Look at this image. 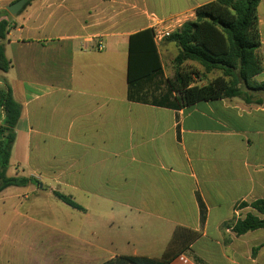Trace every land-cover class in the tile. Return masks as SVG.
Listing matches in <instances>:
<instances>
[{
	"label": "crops",
	"instance_id": "crops-1",
	"mask_svg": "<svg viewBox=\"0 0 264 264\" xmlns=\"http://www.w3.org/2000/svg\"><path fill=\"white\" fill-rule=\"evenodd\" d=\"M212 1L33 0L1 16L11 68L0 85L22 106L9 170L29 169L35 182L0 192V264L160 259L178 228L201 236L170 264H240L236 244L219 238L259 236H237L233 226L255 212L240 204L264 200V93L254 95L259 104L223 98L180 110L127 97L130 36L169 19L193 21ZM260 7L264 0L257 83ZM55 190L85 213L54 212ZM76 194L100 210L91 213Z\"/></svg>",
	"mask_w": 264,
	"mask_h": 264
},
{
	"label": "trees",
	"instance_id": "trees-1",
	"mask_svg": "<svg viewBox=\"0 0 264 264\" xmlns=\"http://www.w3.org/2000/svg\"><path fill=\"white\" fill-rule=\"evenodd\" d=\"M32 1L28 0L23 10ZM260 3L261 0H215L198 7L195 20L185 22L167 38L179 48L175 58L178 70L173 80L165 78L153 29L132 34L129 38L128 100L174 110L187 108L200 101L223 98H238L247 104L263 103L261 100L254 101L255 94L264 93V82H254V78L263 71L258 53L261 46ZM4 14L10 16L7 11ZM8 27V21H0V41L6 39ZM186 62L197 63L207 73L219 72L220 76L208 85H196L190 74L180 70ZM10 68L5 46L0 43V71L6 73ZM21 116L22 106L15 100L10 86L1 84L0 192L11 187H26L35 182L34 178L8 176L16 128ZM54 196L72 209L85 211L71 196L58 191H54ZM244 207H251L255 212L247 213L244 219L235 223L233 232L237 236L264 229V200L240 204V208ZM200 209L201 223L204 224L205 206L201 201ZM200 236L199 232L178 228L160 259H126L133 264H170Z\"/></svg>",
	"mask_w": 264,
	"mask_h": 264
},
{
	"label": "rangeland",
	"instance_id": "rangeland-1",
	"mask_svg": "<svg viewBox=\"0 0 264 264\" xmlns=\"http://www.w3.org/2000/svg\"><path fill=\"white\" fill-rule=\"evenodd\" d=\"M16 0L10 1H0V18L3 16L4 12L7 11L6 7L15 3ZM262 6V5H261ZM10 15V14H9ZM11 17V15L9 16ZM260 17L264 18V9L260 7ZM262 31L263 28H262ZM159 48L162 51V58L164 62V75L167 80H173L175 74L178 70V66L175 62V58L179 53V48L172 42H169L167 39L163 40L159 44ZM183 72L190 74L191 79L193 80L194 84L199 86L208 85L210 81L220 76L219 72H211L207 73L203 68H201L197 63L193 62H186L181 69ZM1 72V71H0ZM194 73V75H192ZM30 175L29 169H26L25 172H21L19 176L28 177ZM8 176L10 177H17V172L15 167L9 170ZM61 193L62 190H55ZM51 200H54L53 204H49V207L54 205L55 211L57 214H71V215H82L85 213L84 211H78L72 209L71 207L67 206L60 200L55 197H51ZM76 201L83 203L85 207L89 208L91 213L98 212L100 210V206L95 205L94 203L90 202L88 197L82 194H76ZM234 222V221H232ZM231 222V223H232ZM226 234V233H225ZM259 236H250V237H243L240 240H236L235 242L231 239V235L229 236H220L219 241L223 243V241H227L229 243H235V248L239 249V260L240 264H252V260L255 259L257 264H264V247H262L257 253L255 254L254 248L257 246H261L264 243V229L258 231ZM226 242V243H227ZM225 244V242H224ZM225 248V246H224ZM256 264V263H255Z\"/></svg>",
	"mask_w": 264,
	"mask_h": 264
},
{
	"label": "built area",
	"instance_id": "built-area-1",
	"mask_svg": "<svg viewBox=\"0 0 264 264\" xmlns=\"http://www.w3.org/2000/svg\"><path fill=\"white\" fill-rule=\"evenodd\" d=\"M182 27V22L176 19H169L161 24L155 25L152 29L154 31V42L160 44L163 40L169 38L175 31ZM98 50H103V44L97 45Z\"/></svg>",
	"mask_w": 264,
	"mask_h": 264
},
{
	"label": "water",
	"instance_id": "water-1",
	"mask_svg": "<svg viewBox=\"0 0 264 264\" xmlns=\"http://www.w3.org/2000/svg\"><path fill=\"white\" fill-rule=\"evenodd\" d=\"M27 2L28 0H18L15 3L7 6L6 10L10 15L15 16L23 10Z\"/></svg>",
	"mask_w": 264,
	"mask_h": 264
}]
</instances>
